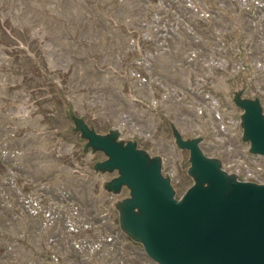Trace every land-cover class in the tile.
Here are the masks:
<instances>
[{"label": "rangeland", "instance_id": "1", "mask_svg": "<svg viewBox=\"0 0 264 264\" xmlns=\"http://www.w3.org/2000/svg\"><path fill=\"white\" fill-rule=\"evenodd\" d=\"M236 95L264 113V0H0V264H159L78 121L159 158L177 198L195 179L175 128L264 184Z\"/></svg>", "mask_w": 264, "mask_h": 264}, {"label": "water", "instance_id": "2", "mask_svg": "<svg viewBox=\"0 0 264 264\" xmlns=\"http://www.w3.org/2000/svg\"><path fill=\"white\" fill-rule=\"evenodd\" d=\"M243 109V137L252 152L264 156V113L257 98L236 95ZM82 135L108 158L101 170L118 169L108 186L130 188L119 206L123 231L144 246L159 264H264V184L238 180L219 160L207 156L199 137L184 138L190 151L189 171L195 182L177 198L159 158H152L134 140H119L118 131L101 134L78 121Z\"/></svg>", "mask_w": 264, "mask_h": 264}]
</instances>
